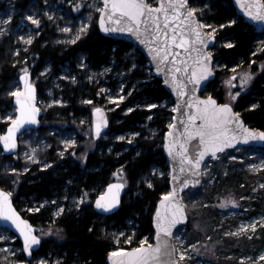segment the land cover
<instances>
[{"label":"trees","instance_id":"obj_1","mask_svg":"<svg viewBox=\"0 0 264 264\" xmlns=\"http://www.w3.org/2000/svg\"><path fill=\"white\" fill-rule=\"evenodd\" d=\"M12 1L18 10L24 11L30 5L32 6L36 2L42 3L43 0ZM157 1L149 0L153 5H156ZM99 5L102 8L101 1ZM190 6L198 9L199 20L216 29L217 41L212 49L215 62H221L227 69L238 65L252 68L254 79L251 89L232 99L229 103L235 107L250 126L264 130V64L258 68L256 63L264 61V46L260 51L256 48L258 41L264 38V33L256 32L255 28L239 15L233 0H190ZM99 13V11L96 13L95 22L88 31L75 40V43L56 42L55 30L43 20L45 30L33 40L30 46L29 55L37 60L31 66L32 73H36L39 67L42 68L46 64L58 69L68 62L76 64L83 58L89 67L99 68L111 65L112 62L122 65L130 75H128L129 80L126 87L130 94L124 105L113 112V120H110L107 132L136 131L138 135L134 137V143H117L116 149L123 151L117 156L115 153L108 154L107 151L101 154L97 150L90 152L86 164L87 168H91L90 171L85 170L79 163L71 164L72 156L53 155L52 164L49 167L41 168L38 164H33L27 172L11 178L13 174L8 172L10 168L7 167V163L13 155L3 154L0 156V187L15 191L13 197L17 208L20 210L21 205L18 200L22 196L51 199L66 183L68 184L71 179L75 178L77 181L73 187L80 185L90 187L97 183L105 187L114 181L113 174L117 168L123 167V172L128 180L126 195L128 193L129 195H125L122 205L116 213L109 216L101 215L94 209L92 200H85L77 210L63 213L55 220L56 226L62 231V236H65L63 241L43 239L40 249L34 253L36 256L45 255L49 250L59 252L65 257L63 264H107V256L117 247L110 232L116 225H126L128 219H133L135 222L134 227L138 242L126 245V248L139 247V241L143 238H147L148 242L152 243L155 233L153 226L154 211L158 201L170 191V170L164 154V140L173 121L174 100L165 88L162 79L154 74V69L146 56L134 44L101 33L98 27ZM231 20H235L236 23L230 24L229 21ZM205 29L210 31V28ZM7 39L4 38L0 41V91L5 92L9 89L10 82L18 78L20 69L23 67L18 57L13 56V50L10 49L12 42ZM229 42L232 43V47L228 46ZM215 70L216 78L202 90V94L205 95V92H210V95L216 97L219 102L225 103L227 93L220 80L225 70ZM37 87L38 93H40L42 91L41 85L37 84ZM80 95L76 87L72 88L67 95L70 104L56 108L58 110L54 114L60 113L59 116L57 115L58 119L65 115H71V113L79 115L81 112L88 111L81 104ZM90 98H94V95ZM12 101V97L0 96V110L3 108L13 109ZM149 104H155L156 107L149 108L147 107ZM253 104L256 105L255 108L252 107ZM129 108L132 109L131 112L128 111ZM48 117L47 113L43 116L44 120ZM6 126V122H0V131H5ZM43 129L42 123L38 131ZM30 131L33 133L37 130ZM97 143L107 144L103 139L98 140ZM126 147L127 150L124 151ZM231 151L233 150L225 151L221 157ZM213 162L214 164L219 163L218 160ZM219 164L221 165L222 161ZM154 166H159L163 175L155 174L152 185H149L145 183L143 177ZM15 167L21 168L22 163ZM220 167H217V170H221V172L215 178L217 180L215 185L211 186V191L205 192L203 202L205 206L195 213L196 216L194 217L191 215L192 209L189 208L192 207V204L189 203L190 199L192 200L189 194L195 190H201L202 187L189 188L184 194L189 220L177 229L174 235L175 243L176 235L183 227L193 230L189 238L190 243L195 242L197 236L206 239L213 226V221L217 219L216 211L211 210V200L222 193L229 194L231 192L238 197L246 194L254 198L255 204L258 203L255 199H264L263 190L258 194H252L250 186L256 182L255 179L264 181V170L251 175L247 169L241 171L231 168L228 173L224 174ZM208 175L206 166H204V179H208ZM22 213L37 226L38 222L47 220V211L44 209L39 212L26 214L22 211ZM201 220L206 227L207 224H210L205 232L200 230L202 233L194 227V223ZM39 227L42 231V227ZM262 233L264 235V232ZM215 239L219 245L215 254H220L219 256L223 260H227L224 257L229 253L228 249H232V246H236V251L241 250V248L243 251L250 250V240H245V242L241 239L230 240L225 238L221 232L215 233ZM209 243L211 242L209 241ZM16 244L19 247L22 246L18 239ZM219 251L222 252L219 253ZM24 256L25 254L22 252L21 259ZM0 264L6 263L0 259Z\"/></svg>","mask_w":264,"mask_h":264},{"label":"rangeland","instance_id":"obj_2","mask_svg":"<svg viewBox=\"0 0 264 264\" xmlns=\"http://www.w3.org/2000/svg\"><path fill=\"white\" fill-rule=\"evenodd\" d=\"M100 1L101 0H43L42 3L36 2L32 4V6L30 5L27 7L24 11H20L16 8L12 0H0V20H7L8 15H12L13 17L10 23L6 25L0 24V31L4 33L3 35H0V41L4 38H8L7 40L12 42V47H10V49L13 50V56L18 57L19 62H21L20 64H23V67L20 69V73L24 68H28L30 72H33L31 66L34 65L37 60H35L32 55H29L31 43L27 42V37L33 36L35 39L42 31L45 30V23L43 20L47 22L48 26H51L55 30L57 34L56 42L72 43L73 40H77L78 35L79 37L81 36L79 34V29L82 25L87 24L90 27L93 22H95L96 13L100 9ZM78 5H82V7H77ZM29 15L36 16L40 19L41 23L39 25H35L32 21H28L27 16ZM89 27L82 35L88 31ZM65 28H70L71 31H62V29ZM21 36L25 37V39H20ZM262 41H264V38L258 41L256 46L257 49L263 48L264 43H261ZM256 63L258 68H260L262 64H264V61ZM46 69L47 71H45ZM215 69L225 70L224 75L220 78V80L227 93V97L225 99L226 102L233 99L232 95L229 93L234 95L236 92H240V94H242L251 89L254 76L251 82L247 85H241L239 83V80L243 77L244 73L254 74L251 67H242L241 65H238L227 69L221 62L216 61ZM32 75L34 82L36 84H40L42 89L38 95L39 106L44 110V114L47 113L49 117L46 120L42 118L44 127L42 131L37 130L33 133H31V131H26V133L24 132L25 134L23 133L24 136H22L23 134L21 135L20 148L7 163L8 168H15L18 170L17 172L8 171L13 174L11 175V178L12 176L16 175L18 177L21 173L27 172L31 169L33 164H38L41 168H44L45 164L50 166L52 164L51 159L53 155L62 157L72 156L73 160L71 161V164L79 163L85 168V170L90 171L91 168L86 167L87 157L90 152L97 150V152L101 154L104 151H107L108 154L115 153L117 156L123 152L116 149L117 143H134V137L136 135L133 134L137 133L136 131H125L124 133L106 132L104 136L100 138L107 142L106 145L97 143L100 139L96 140L93 132L92 110L95 107L103 106L107 110L110 120H113V112H116L128 100L130 93L127 92L126 87L127 81L129 80V73L125 71L122 65L112 62L111 65L99 68L89 67L83 58L76 64L68 62L61 65L58 69H54L50 66V64H46L45 66H42V68L39 67L36 70V73H32ZM233 76L236 77V80L234 81L235 87H230L227 81ZM8 87L9 89H7L6 92L0 91L1 97H13L10 93L16 88H20L19 76L18 78L12 80ZM75 87L81 94L79 96V99L82 100L81 104L86 107L88 111L81 112L79 115L71 113V115H65L63 118L58 119L57 115L59 116L60 113L58 112V114H54L58 110L56 108L70 104V99L67 95L72 88ZM121 89H123V91H121ZM93 95L94 98L91 99L90 97ZM120 95L125 97L123 101L111 99V97H118ZM205 95L209 96L210 92H205ZM54 100L63 101V103L54 104ZM12 107L13 109H4L2 107L3 109L0 110V117H5L10 114L15 116L16 108L14 105ZM52 109L53 111H51ZM116 120H118V118H116ZM0 122H6L8 124L10 121L0 119ZM3 132L0 131V135ZM118 137H124V139H118ZM73 139L76 141V144L71 147H68L64 143V141H70ZM263 148L264 147L258 149L240 147L232 149L233 151L221 157L222 153L217 159L219 163L222 161L221 165L219 163L214 164L213 160L209 159L205 164L206 171L209 174L208 179H204L202 186H200L202 187L201 190H195L189 194L192 198V200L190 199L189 201V203L192 204V207H189L192 209V217L196 216L195 213L199 212L205 206L203 203L205 200V192L211 191V186H214L217 181L215 179L216 176L221 172V170H217L218 166H221L220 169H222L224 174L228 173L231 168L232 170L241 171L242 169H247L249 174H256L258 171L264 170V168H259L261 162L264 161ZM33 149H35L36 157L33 159H27L25 154L31 157L33 155ZM125 150H127V147L124 151ZM3 154V149L0 146V156ZM232 157L237 158L232 159ZM21 163V168L15 167ZM253 164L257 165V168H259L258 171H254L249 167ZM122 168L123 167L117 168L113 174V179L114 181H124L126 186H128V180L126 179ZM25 169L27 170L25 171ZM161 173L162 171L160 167L154 166L150 172L144 175L143 180L145 183L152 185V180L155 174L161 175ZM75 179H71L68 184L66 183V185L51 199H36L34 196H22L18 200L21 205V210L26 214L30 212H39L43 209L47 211V220L45 222H38V226L42 227V231L40 229V235L44 240L54 239L63 241L65 238V236H62V231L56 226L55 222L59 216L56 215V213L61 207L64 209L61 214L77 210L82 205L79 201V197L83 196L84 201L92 200L94 203L97 195L105 189V187H102L99 183L92 184L90 187L83 185L73 187L77 181ZM255 180L256 183L252 185L254 187L252 189L253 192L263 190L264 195V187H261V185H264V181H260L261 179ZM11 192L14 194L15 191L11 190ZM128 195L129 193L126 196ZM65 197H67V199H65ZM232 198H235L237 201L242 200L240 195L238 197L231 192L229 194L222 193L213 200H216L217 202L219 201L218 203L221 205L225 199ZM77 204H79L78 207L76 206ZM231 206L234 207L236 205L230 204L229 207ZM33 209L39 210L34 211ZM259 212V218L252 221H242L241 225L236 226V232L229 230L226 231L228 233L231 232L234 236H238V229H242L244 225H250L255 222L257 225L259 223L260 226L264 227V219H262L264 218V210H260ZM225 213L231 214L232 217H237L233 215L234 212L232 210H226L224 214ZM220 214H222V212H220ZM134 223L133 219H128L126 225H116L113 227L110 234L113 235L115 243L117 238L119 239V243H116L117 247L114 248L113 251L117 248H126V245L138 242ZM194 224L195 229L200 233H202L200 230L205 232L206 229L210 227V224H207V227L203 225L202 220L196 221ZM49 229H51V232H49ZM252 230L253 229H249L248 231H244L242 233L249 234ZM120 233H123V235H119ZM192 233V229L183 227L176 235L175 245L177 252L185 251L187 253V256L180 260V264H211V260H209L213 253V246L209 243V241L211 242V229L207 234L206 239H204V237L202 238L197 236L195 242L190 243L189 238ZM242 233H240V235ZM0 237H3V239H0V259L6 264H19V262H24V264H38V261L41 259L47 261V264H63L65 260V257L59 252H53L52 250H49L45 255H36L30 260L26 259L25 256L21 259V253L24 251L22 246L19 247L16 244V236L9 229L0 228ZM128 238H131V243L127 242ZM144 239L145 238L139 242L141 243ZM147 241L149 240L147 239ZM189 245H195L196 250L189 247ZM256 254L257 253H254V256H251L250 258H242L244 261L248 262L252 260V262L248 264H264V260L260 259L261 256H264V243L260 253L257 256ZM198 260H202V262H198Z\"/></svg>","mask_w":264,"mask_h":264},{"label":"snow or ice","instance_id":"obj_3","mask_svg":"<svg viewBox=\"0 0 264 264\" xmlns=\"http://www.w3.org/2000/svg\"><path fill=\"white\" fill-rule=\"evenodd\" d=\"M102 3L103 7L99 9L101 12L99 23L105 32L115 29L134 33L149 45V49L153 50L154 58L161 63L169 61L171 56L183 57L172 61L171 79L166 80L165 83H171L176 88L178 96H186L189 92L188 82H190L192 85V99L186 106L195 110L186 114V122L179 137L175 134L178 131L176 124L173 123L169 126L168 152L173 156V159L179 158V171L181 173L187 171L191 176L181 181L179 186L174 185L172 191L164 194V199L161 201L162 211L156 213V243H148L147 238H145L139 247L131 249L117 248L110 253L112 264H180V260L184 259L187 253L185 251L177 252L173 243L175 239L173 229L181 221L188 219L186 205L181 193L186 187L200 184V180L194 177L200 175L202 162L209 153L215 155L225 148L238 144L240 141L244 143L264 141V131L247 127L243 119L240 118V114L233 110L231 103H218L211 95L207 98L196 96L198 85L214 72L211 64L212 52L208 51L207 47L209 41L215 40L213 33L216 29L198 19V9L191 7L189 0H158L156 6L148 3V0H102ZM77 7H82V5ZM240 7L244 9L249 18L264 25V0H240ZM12 19V15H8L7 20H0V24L6 25ZM27 20L32 21L35 25L41 23L40 19L34 15L27 16ZM109 21L114 27H109ZM229 23L235 24L236 21L231 20ZM88 27L87 24L82 25L79 34L82 35ZM204 28H211V32H205ZM62 31H71V29L65 28ZM3 34L0 31V35ZM20 39H25V37L21 36ZM33 39V36H28L27 42L32 43ZM77 39H79V35ZM72 43H75V40ZM261 43H264V41ZM228 46L232 47L233 45L229 42ZM176 47L184 49V52L174 51ZM156 71L161 72L163 69L157 67ZM22 72L23 87L16 88L10 93L19 105L16 109L18 114L0 117V119L11 121L7 132L0 135L3 148L8 151L18 147L17 133L26 124L39 123L37 117L41 109L36 104V86L30 79L29 69L24 68ZM178 74H182L183 79ZM253 76V73H244L239 83L247 85L251 82ZM235 80V76L231 77L227 81L228 85L235 87ZM229 94L232 95L233 99L240 96V92H236L234 95ZM111 99L123 101L125 97L120 95L111 97ZM53 103H63V101L54 100ZM147 107L155 108L156 105L149 104ZM252 107L255 108L256 105L253 104ZM175 110L180 113L182 108L178 104ZM128 111L131 112L132 109L129 108ZM95 113V135L99 137L102 129L107 126L108 120L103 108H95ZM197 121L201 122L197 123ZM133 135H138V133ZM118 139H124V137H118ZM193 140H197L195 145L192 144ZM64 143L71 147L76 144V141L73 139L64 141ZM25 156L27 159L36 157L35 149H33L31 157L27 154ZM236 158L232 157V159ZM48 166L47 164L44 165V167ZM249 167L254 171H258L259 168H264V161L261 162L259 168L254 164ZM10 171L17 172L18 170L12 168ZM173 179L178 178L173 177ZM261 187H264V185H261ZM123 188L124 184L122 183L109 184L107 190L96 199V206L109 211L115 209L121 202L120 192ZM11 195L10 192L0 189V218L10 220L15 224L23 234L24 246L28 254L32 255L34 246L41 243V236L36 234L35 227L29 221L23 219L13 207ZM79 201L83 203L84 197H79ZM237 203L238 201L235 198L225 199L221 207H228L230 204L236 205ZM76 206L78 207L79 204ZM33 210L38 211L39 209ZM63 211L64 209L61 207L56 215H60ZM256 227L258 225L255 222L244 225L242 229H238L237 234ZM49 232H51V229H49ZM119 235H123V233ZM226 235H231V233H226ZM0 239H3V237H0ZM127 242L131 243V238H128ZM116 243H119L118 238ZM189 247L196 250L195 245H189ZM260 259L264 260V256H261ZM19 264H24V262H19ZM38 264H47V261L41 259Z\"/></svg>","mask_w":264,"mask_h":264},{"label":"water","instance_id":"obj_4","mask_svg":"<svg viewBox=\"0 0 264 264\" xmlns=\"http://www.w3.org/2000/svg\"><path fill=\"white\" fill-rule=\"evenodd\" d=\"M101 2H102V0H101ZM148 3H150L149 0H148ZM233 3H234L235 8L239 12V15L244 20H246L251 26H253L255 28L256 32H258V33H264V25H262L261 22L256 21V20H254L252 18H249L247 16V14L244 11V9L240 7V0H233ZM157 4H158V1H157ZM156 5H154V6H156ZM189 5H190V0H189ZM102 7H103V3H102ZM100 16H101V12L99 13V17H98V27H99L101 33L103 35H105V36H108V37H111V38H114V39H120V40L128 41V42H131L132 44H134V46L138 50H140L146 56L147 60L149 61V64L154 69V74L158 78L162 79L165 88L171 94V96H172V98L174 100L175 108H176V106L178 104L181 106L182 111L180 113H177L176 110H175V108H174V117H173V121H172V124L175 123L176 126H177L178 131H176L175 134H176L177 137H179V134H180L181 131H183V127H184L185 122H186L185 121L186 114H188L190 111L191 112H194L195 111L194 109H189L186 106L191 101V99H192V93H191V87H192V85H191L190 82H188L189 83V92H188V95H186V96H178L177 95L176 88L173 87V85L171 83H165V81L171 79L170 72L172 70V61H174L176 59H182L183 57L182 56H179V57H177V56H171V57H169V61H165V62L161 63L159 60H157V59L154 58V56H153V50H150L149 49V45L146 44V43H144L143 40L141 38H138L134 33H130V32H126V31H119V30H115V29L113 31H110V32H105L104 29H103V27H101V25L99 23ZM197 17H198V15H197ZM109 27H114L112 25L111 21H109ZM203 30L205 32H209L210 33V31L206 30L205 28ZM213 34L215 35V33H213ZM216 41H217V38H216V35H215V40L208 42V47H207V50L208 51H211L212 52L213 47L216 45ZM174 51L183 53L184 52V49H180V48L176 47L174 49ZM211 64H212V67L214 69V72H213V74L211 76H208L205 80L201 81V83L198 85V91L196 92V96L197 97H200V98H207L208 97L207 95H203L202 94V90L204 88H206L207 85L211 81H213L216 78V76H217V73H216V70H215V56H214L213 52H212V61H211ZM157 67L162 68L163 71L157 72L156 71V68ZM30 74H31L30 79H31L32 83H34L35 86H36V104H37V107H39L41 109V111H40V113H39V115L37 117V119L39 120V123L38 124H36V123L26 124L17 133L18 147L16 149H13L11 151H8V150H6V149L3 148L2 141H0V146L3 149V152H4L5 155H14L15 153H17L18 150H19V148H20V136L24 132H26V131L38 130L41 127V125H42V118L44 116V110L39 106L38 87H37V84L34 82V78H33L32 72H30ZM22 75H23V72H21L19 74L20 88L23 87V80L21 79ZM178 75H179V77L181 79H183V75L182 74H178ZM212 97L214 99H216L218 103H221V102H219V100L216 97H214V96H212ZM12 100H13L12 102H13L14 107L17 109L19 107V105L16 103L15 97H12ZM225 103H229V102H225ZM97 107H101V108H103L105 110V115L107 116V120H108L107 126L104 129H102L101 135L99 137H97L95 135V121H96L95 108H97ZM97 107H95L92 110L93 132H94V138L96 140L97 139H100L101 137H103L104 134L108 131L109 126H110V118H109V114H108L107 110L103 106H97ZM233 110L235 112H238L235 109L234 106H233ZM16 114H18V113L16 112ZM240 118L243 119L244 124L247 127H250L252 129L259 130V131H264V130H261V129H258V128H254V127L250 126L245 121L244 117L241 114H240ZM200 122L201 121H197V123H200ZM10 124H11V121L7 124L6 129H5V131L2 134H4V133L7 132L8 127L10 126ZM169 131H170V128L166 132V135H165V140H164V154L166 156V159H167V162H168V165H169V170H170L169 186H170V191H172V188H173L174 185L179 186V184L181 183V181H183L184 179H186L189 176H191V174L190 173H187V171H185L184 173H181L179 171V167H180V160H179V158L177 157L176 159H173V156L168 152L167 144H168V132ZM196 143H197V140H193L192 141V144L193 145H195ZM240 147L262 148V147H264V141H250L248 143H244L243 141H240L238 144H236L234 146H230L228 148H225L221 152L216 153L215 155H212L211 153H209L205 157L204 161L202 162V167L200 169V175L194 177L195 179H199L200 180V184L195 185V186L186 187L183 190V192L181 193V195L183 196V201H184L185 205H186V202H185V199H184V194L187 192V190L189 188H198V187L202 186V184L204 182L203 171H204V166H205L206 162L209 159H212L213 161H216L219 158V155L222 154V153H224L225 151L232 150V149H237V148H240ZM191 150L192 149H191V146H190V151ZM173 177H177L178 179L174 180ZM115 183H122V184H124V188L120 192V201H121L120 204L115 209H112L111 211L98 208L96 206V204H95L96 199L100 196L101 193H103V192H105L107 190V186L109 184H115ZM109 184H107L105 186V189H104L103 192H101L99 195H97V197L95 198V201L93 203L94 209L99 214L105 215V216L113 215L114 213H116L120 209V207L122 205V202H123V199H124V197L126 195V190H127V186H126V183L124 181H112ZM0 189H3V190H5L7 192H10L12 194L11 191H9V190H7L5 188L0 187ZM163 199H164V196L158 201L157 206H156V209H155L154 214H153V226H154V229H155V233H154V237H153V243H151V244H155L156 243V233H157V229H156V219H157L156 213L158 211H162V209H161V201ZM11 201H12V205L16 209V211L20 213V216L23 217V219L29 221L35 227L36 234L37 235H40V227L37 226V225H35L25 214L22 213V211L19 208H17V205L15 203V199L13 197V194L11 195ZM186 212H187V207H186ZM187 215H188V212H187ZM188 220H189V215H188V219L186 221H181L179 224L176 225V227L173 229V235H175L177 229L180 226L185 225L188 222ZM0 228H7V229H9L16 236V238L21 242L22 248H23V251H24V254H25V257L28 260H30V259H32L34 257V253L37 252L40 249V247H41V245L43 243V238L41 237V243L38 246H34L32 255H29L28 252H27V249L24 246L23 234L19 231V229L15 226V224L12 221L5 220L3 218H0ZM173 243L175 244V239L173 240ZM175 247H176V245H175ZM129 249H131V248H129ZM106 261H107V264H112V260H111L110 254L107 256Z\"/></svg>","mask_w":264,"mask_h":264},{"label":"flooded vegetation","instance_id":"obj_5","mask_svg":"<svg viewBox=\"0 0 264 264\" xmlns=\"http://www.w3.org/2000/svg\"><path fill=\"white\" fill-rule=\"evenodd\" d=\"M257 173H260L258 171ZM260 180V179H259ZM262 181V180H260ZM256 183L253 182L251 186V190L254 188L252 185ZM258 194L260 193V190H257L256 192H253L252 194ZM13 194V193H12ZM242 200L238 201L236 206L234 207H221V205L216 201V200H211V210L216 211V216L217 219L214 220L213 226L211 227V245L213 246V256L211 257V264H248L252 262L244 261L242 257H248L250 258L251 256H254V253H257L256 256L260 253L261 248L263 246V226H260L258 223V227L253 229L249 234H244L242 233L241 235L239 234L238 236L234 235H226L228 233L226 230L229 231H235L236 226H239L242 224V221H252L256 220L258 215L260 214V210H264L263 208V199H255L258 201V203H254V198H251L250 196L244 194L241 196ZM247 198V199H246ZM249 199V200H248ZM226 210H232L234 213V216L237 217H232L231 214L225 213ZM222 212V214H220ZM224 219V220H223ZM241 221V223H240ZM216 232H221L225 238H228L230 240H250V250L243 251V248L241 250L236 251V246H232V249H228L229 253L225 256L227 260H223L219 255L215 254L216 248L219 246L217 240L215 239V233ZM236 232V231H235ZM231 233V232H230ZM245 247V244H244ZM222 251H219L221 253ZM224 257V258H225ZM241 259V260H239Z\"/></svg>","mask_w":264,"mask_h":264},{"label":"built area","instance_id":"obj_6","mask_svg":"<svg viewBox=\"0 0 264 264\" xmlns=\"http://www.w3.org/2000/svg\"><path fill=\"white\" fill-rule=\"evenodd\" d=\"M198 262H202V260H198Z\"/></svg>","mask_w":264,"mask_h":264}]
</instances>
